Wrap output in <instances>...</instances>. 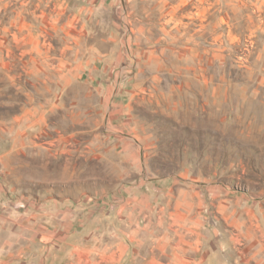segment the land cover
<instances>
[{
  "label": "rangeland",
  "instance_id": "obj_1",
  "mask_svg": "<svg viewBox=\"0 0 264 264\" xmlns=\"http://www.w3.org/2000/svg\"><path fill=\"white\" fill-rule=\"evenodd\" d=\"M1 226L34 263L264 251V0H0Z\"/></svg>",
  "mask_w": 264,
  "mask_h": 264
},
{
  "label": "crops",
  "instance_id": "obj_2",
  "mask_svg": "<svg viewBox=\"0 0 264 264\" xmlns=\"http://www.w3.org/2000/svg\"><path fill=\"white\" fill-rule=\"evenodd\" d=\"M92 2H97L98 4H101L104 2V0H92ZM84 11V8H80L78 10V13L81 14ZM150 11V10H149ZM150 12L145 11H137L135 12V17L130 18V13L128 12V15L125 12L124 19H129V22L133 25V33H124V38L127 36V42L128 46H130V41L132 38V34L134 36L135 44L136 46H157L155 41V33L154 27L155 24H153L150 20ZM124 28L126 29V26L124 25ZM173 36V30L165 34V37H172ZM76 43H79L81 46H94L92 43H90L89 37L84 36L83 33H80V35H76ZM137 42V43H136ZM173 43V42H172ZM78 44V45H79ZM90 44V45H88ZM140 44V45H139ZM168 45V44H167ZM169 46H173L172 44H169ZM4 228V226L0 227V230ZM241 245L243 244V248L239 251V262L237 264H254L253 259H261L260 262L256 264H264V251H253L252 250V244L246 241H239ZM188 244V243H187ZM188 246V245H187ZM189 248V246H188ZM124 253L118 252V251H112V252H104L103 258H102V264H121V261L123 259ZM74 262L71 261L70 264H83V261H86L85 264H92V262H89V257H85V255L82 254H76ZM188 259V258H187ZM37 263H34L29 257L27 252H16V253H6L3 252L0 254V264H47V256L43 255L41 258H38ZM60 264V263H59ZM66 264V263H64ZM97 264V263H96Z\"/></svg>",
  "mask_w": 264,
  "mask_h": 264
}]
</instances>
